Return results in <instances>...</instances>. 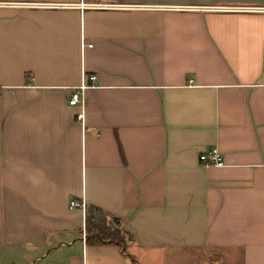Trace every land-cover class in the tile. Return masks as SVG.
<instances>
[{
  "label": "crops",
  "instance_id": "crops-1",
  "mask_svg": "<svg viewBox=\"0 0 264 264\" xmlns=\"http://www.w3.org/2000/svg\"><path fill=\"white\" fill-rule=\"evenodd\" d=\"M261 7L0 0V264H264Z\"/></svg>",
  "mask_w": 264,
  "mask_h": 264
},
{
  "label": "trees",
  "instance_id": "trees-1",
  "mask_svg": "<svg viewBox=\"0 0 264 264\" xmlns=\"http://www.w3.org/2000/svg\"><path fill=\"white\" fill-rule=\"evenodd\" d=\"M85 212L84 240L93 245L112 243L123 251L124 236L127 234L116 228V219L93 206L86 207ZM130 264H136L131 256Z\"/></svg>",
  "mask_w": 264,
  "mask_h": 264
},
{
  "label": "built area",
  "instance_id": "built-area-1",
  "mask_svg": "<svg viewBox=\"0 0 264 264\" xmlns=\"http://www.w3.org/2000/svg\"><path fill=\"white\" fill-rule=\"evenodd\" d=\"M78 5H79V7H82L83 5L95 6L96 4H93V3L82 4V2H79ZM258 9L264 10V7H261ZM86 80H88L89 82L81 80L79 82V84L70 92V94L67 98L68 104H76V103L80 102V100H81L80 91L84 87L93 83L94 75L93 74H87ZM81 117H82L81 111H78L77 113H75V119L76 120H81ZM197 157H198L199 163L204 165V166H220L222 164L220 154L214 146L208 148L206 151L200 152ZM69 204H70V206H79L81 209H83V207H84V203L81 200L80 201L71 200L69 202ZM81 238H83V234H82Z\"/></svg>",
  "mask_w": 264,
  "mask_h": 264
},
{
  "label": "water",
  "instance_id": "water-1",
  "mask_svg": "<svg viewBox=\"0 0 264 264\" xmlns=\"http://www.w3.org/2000/svg\"><path fill=\"white\" fill-rule=\"evenodd\" d=\"M208 264H210V263H208Z\"/></svg>",
  "mask_w": 264,
  "mask_h": 264
},
{
  "label": "rangeland",
  "instance_id": "rangeland-1",
  "mask_svg": "<svg viewBox=\"0 0 264 264\" xmlns=\"http://www.w3.org/2000/svg\"><path fill=\"white\" fill-rule=\"evenodd\" d=\"M208 264V263H207Z\"/></svg>",
  "mask_w": 264,
  "mask_h": 264
}]
</instances>
